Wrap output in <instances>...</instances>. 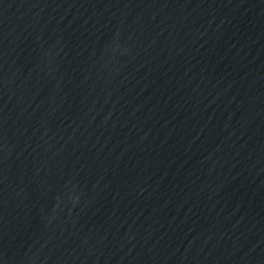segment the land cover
<instances>
[{"label": "water", "instance_id": "water-1", "mask_svg": "<svg viewBox=\"0 0 264 264\" xmlns=\"http://www.w3.org/2000/svg\"><path fill=\"white\" fill-rule=\"evenodd\" d=\"M0 264H264V0H0Z\"/></svg>", "mask_w": 264, "mask_h": 264}]
</instances>
